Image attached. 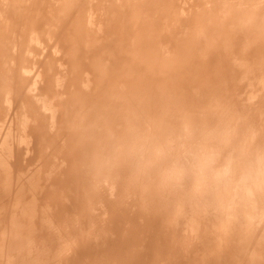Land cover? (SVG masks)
Wrapping results in <instances>:
<instances>
[{
    "label": "bare ground",
    "instance_id": "1",
    "mask_svg": "<svg viewBox=\"0 0 264 264\" xmlns=\"http://www.w3.org/2000/svg\"><path fill=\"white\" fill-rule=\"evenodd\" d=\"M0 264H264V0H0Z\"/></svg>",
    "mask_w": 264,
    "mask_h": 264
}]
</instances>
